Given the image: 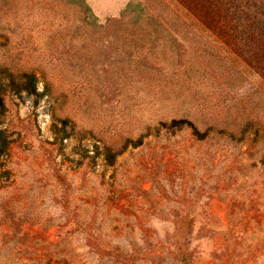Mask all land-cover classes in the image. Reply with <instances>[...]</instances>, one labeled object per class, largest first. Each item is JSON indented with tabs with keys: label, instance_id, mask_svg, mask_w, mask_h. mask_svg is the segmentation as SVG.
Instances as JSON below:
<instances>
[{
	"label": "rangeland",
	"instance_id": "374dc122",
	"mask_svg": "<svg viewBox=\"0 0 264 264\" xmlns=\"http://www.w3.org/2000/svg\"><path fill=\"white\" fill-rule=\"evenodd\" d=\"M0 105V264H264V0H0Z\"/></svg>",
	"mask_w": 264,
	"mask_h": 264
},
{
	"label": "trees",
	"instance_id": "16d2710c",
	"mask_svg": "<svg viewBox=\"0 0 264 264\" xmlns=\"http://www.w3.org/2000/svg\"><path fill=\"white\" fill-rule=\"evenodd\" d=\"M20 79L24 80V82H25V87H23V88L28 90L30 93H36L35 77L33 75L28 74V73H23L20 76ZM5 132H6L5 130L0 129V153L4 151V148H5L6 142H7V139H6L7 137L5 135Z\"/></svg>",
	"mask_w": 264,
	"mask_h": 264
}]
</instances>
